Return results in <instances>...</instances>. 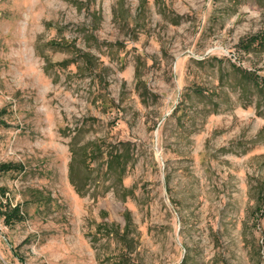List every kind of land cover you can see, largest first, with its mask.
<instances>
[{"label":"rangeland","instance_id":"obj_1","mask_svg":"<svg viewBox=\"0 0 264 264\" xmlns=\"http://www.w3.org/2000/svg\"><path fill=\"white\" fill-rule=\"evenodd\" d=\"M256 36L264 0H0V264H264Z\"/></svg>","mask_w":264,"mask_h":264},{"label":"trees","instance_id":"obj_2","mask_svg":"<svg viewBox=\"0 0 264 264\" xmlns=\"http://www.w3.org/2000/svg\"><path fill=\"white\" fill-rule=\"evenodd\" d=\"M254 43L264 45V36H256L251 38L245 44L244 49L249 50ZM253 82L264 92V78H252ZM0 126H7L5 122L0 119ZM71 161L69 164V180L75 187L78 193L87 185L88 181L92 179L91 174L96 171L95 164L100 167L104 165V177L108 178L109 175L116 174V180L122 182L123 174L126 170L128 153L122 152H109L106 154L105 160L100 158L98 150L91 147L76 148L74 143L70 144ZM21 165L3 163L0 164V172L22 171ZM118 184V183H117ZM5 196V189L0 187V197ZM0 216L3 218L6 226H12L14 223L21 222L25 219L24 212L18 205L12 207L10 204H2L0 202Z\"/></svg>","mask_w":264,"mask_h":264},{"label":"clouds","instance_id":"obj_3","mask_svg":"<svg viewBox=\"0 0 264 264\" xmlns=\"http://www.w3.org/2000/svg\"><path fill=\"white\" fill-rule=\"evenodd\" d=\"M29 8L31 10V4L29 5ZM27 20H28V14L26 13L25 16H24V21L22 22L23 23V27L24 29L26 30L28 25H27Z\"/></svg>","mask_w":264,"mask_h":264}]
</instances>
